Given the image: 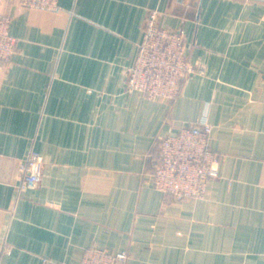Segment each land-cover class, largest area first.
<instances>
[{"label": "crops", "instance_id": "1", "mask_svg": "<svg viewBox=\"0 0 264 264\" xmlns=\"http://www.w3.org/2000/svg\"><path fill=\"white\" fill-rule=\"evenodd\" d=\"M16 38L0 60V264H264V1L2 0ZM148 8L182 27L191 73L174 99L126 91ZM206 113L219 176L199 199L142 183L157 138ZM34 149L49 158L18 190Z\"/></svg>", "mask_w": 264, "mask_h": 264}, {"label": "built area", "instance_id": "2", "mask_svg": "<svg viewBox=\"0 0 264 264\" xmlns=\"http://www.w3.org/2000/svg\"><path fill=\"white\" fill-rule=\"evenodd\" d=\"M19 1L27 8L54 9L57 6V0ZM1 2L0 60L8 62L15 50L16 38L9 32L10 17L2 10ZM159 17L158 9L146 10L134 62L126 69V91L142 93L148 99L170 100L181 93L188 75L204 74L205 70L201 63H192L187 58L183 28L164 27ZM211 131L208 115L202 113L196 121L159 136L148 154L149 163L142 183L153 186L164 198H203L208 182L219 176L220 156L209 146ZM48 162V156L31 149L19 166L18 190L36 188ZM9 252V247L3 245L0 259ZM127 258L126 250L113 252L92 246L84 249L79 264H122Z\"/></svg>", "mask_w": 264, "mask_h": 264}]
</instances>
